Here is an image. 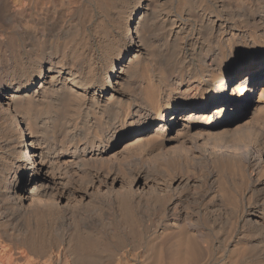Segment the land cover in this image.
Masks as SVG:
<instances>
[{
  "label": "bare ground",
  "instance_id": "obj_1",
  "mask_svg": "<svg viewBox=\"0 0 264 264\" xmlns=\"http://www.w3.org/2000/svg\"><path fill=\"white\" fill-rule=\"evenodd\" d=\"M248 53L264 0H0V264H264Z\"/></svg>",
  "mask_w": 264,
  "mask_h": 264
},
{
  "label": "snow or ice",
  "instance_id": "obj_2",
  "mask_svg": "<svg viewBox=\"0 0 264 264\" xmlns=\"http://www.w3.org/2000/svg\"><path fill=\"white\" fill-rule=\"evenodd\" d=\"M251 53L246 55L234 54L232 58L227 61L223 66L224 78L217 84V87H222L223 91L212 97L209 103H213V106L217 109L221 108V103H215V100L227 99L234 101L236 103H241L244 101L245 95L247 94V88L252 87V81L258 77L264 78V64H257L255 61L250 59ZM117 70H119V64H117ZM240 85L241 88H237L236 92H233V88ZM264 88V83L260 84L257 88L254 102L257 97H259V89ZM259 104L264 106V99L259 100ZM225 112L224 115L227 116L228 110L227 105H224ZM208 111H211L209 108ZM251 109H249L250 114ZM245 119L247 116L244 117ZM122 134V133H121ZM35 180H39L40 177H35Z\"/></svg>",
  "mask_w": 264,
  "mask_h": 264
},
{
  "label": "rangeland",
  "instance_id": "obj_3",
  "mask_svg": "<svg viewBox=\"0 0 264 264\" xmlns=\"http://www.w3.org/2000/svg\"><path fill=\"white\" fill-rule=\"evenodd\" d=\"M259 78H261V77H259ZM18 264H21V262L20 263H18ZM23 264V263H22Z\"/></svg>",
  "mask_w": 264,
  "mask_h": 264
}]
</instances>
